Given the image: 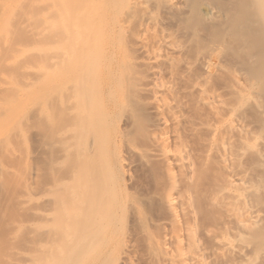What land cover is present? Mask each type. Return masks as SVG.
<instances>
[{
    "label": "bare ground",
    "instance_id": "obj_1",
    "mask_svg": "<svg viewBox=\"0 0 264 264\" xmlns=\"http://www.w3.org/2000/svg\"><path fill=\"white\" fill-rule=\"evenodd\" d=\"M23 5V8L30 11L37 8L50 11V14H45L44 25L54 32L52 41L57 43L54 48L57 54L53 56L50 65L53 68L51 72L64 67L60 70L68 69L69 74L67 70L66 73L69 77L63 79L66 73L62 75V72L61 74L57 72L62 78L57 76L58 79L55 77L53 81L55 75L52 76L48 71L42 74L53 83L57 81L56 85L66 80L67 84L64 82L65 85L58 87L63 88L60 94L58 92L59 96H56L57 91L55 92L59 99L57 104L72 107L71 109L78 108L83 111L81 115L84 113L86 121L97 113H106L111 108L116 109L120 113L117 118L122 119L120 124L123 126L121 130L124 129L122 133L128 135L132 129L134 132L137 122L140 123L142 117L139 118L138 115L141 111L146 112L144 107L147 105L157 115L155 117L158 118L160 128L161 126L168 128L170 123H176L182 118L183 103L179 98L180 90L193 93L197 102L208 108L217 118L215 123L205 124L211 134L205 141L208 153L205 160L213 154L228 171L225 186V191L229 192L226 201V221L234 222L240 228L246 225L248 219L257 221L259 214L254 204L247 198L244 178L232 168V137L243 146L252 131L245 121L238 118H231L228 123V113L233 108L225 101L223 92L208 86V82L213 77L225 76V79H222L224 91L231 90L241 100L250 97L251 85L244 87L237 75H231L228 82L226 60L233 40L247 56L251 72L264 74V0H48L45 4L38 0H30ZM199 66L202 72H197ZM260 87L263 91L264 81ZM73 95L83 101L75 100ZM79 110L75 112L78 113ZM219 112L225 113L226 116H220ZM113 116L106 117L102 126L86 128V134H91V137L106 134L114 126L116 116L115 114ZM145 120L146 118L143 121ZM119 121L115 122L120 123ZM82 130L84 131V128ZM171 136L169 131H163L150 142L160 148L158 152L154 150L157 153L154 157L166 161L164 162L167 165L169 188L164 200L172 216L174 229L165 234L161 241L148 235L141 237V246L138 245L140 238L137 231L133 228L121 232L122 237L119 239L121 242L116 245L117 250L119 247L116 251V260L135 264H148L153 261L156 264H208L207 249L200 235L204 232L203 234L213 237L215 252L219 255L235 254L241 258V264H248L250 260L246 254L248 246L256 252L264 241L254 239L251 245H246L239 242L236 233L231 230V233L228 232L227 227L218 234H215L212 228H205L200 232L197 215L201 209L198 211L195 203V190L190 186L181 190L177 185L180 173L184 175L186 183H193L197 179L195 177L199 175V165L195 161L192 147ZM81 139L89 143L85 146L88 152L97 153L92 152L96 144L93 143L94 138L86 136ZM123 146L116 147L114 151L110 149L112 151L104 150L101 153L108 158V162L110 156L114 157V161L110 157L114 163L110 161L109 164L118 168L123 180H131L132 161L129 156L131 154L139 156L141 166L146 168L151 164L148 163L150 155L143 148ZM151 151L148 152L151 154L153 152ZM241 153L243 154V151L238 150L239 156ZM94 159L96 161V158ZM99 161L102 163V160ZM110 169L104 178L114 181L117 175ZM4 171L5 168L0 164V175ZM109 171L114 172L115 177H111ZM68 179H60L55 185L51 184L56 187H52L54 192L48 189L50 192L45 194L42 201L34 200L36 206L30 205L31 208L34 207L33 217L21 221V229L29 236L19 250L17 264H73L71 259L73 254L80 255L89 250L88 247L93 240H90L91 236L82 235V231L78 230L82 228L78 227L83 226V229H87L94 222L91 208L81 199V195L88 190L90 184L88 182L80 184V179L76 180H80L78 183H72ZM115 183L118 184L114 181ZM62 186L67 187L66 194L56 195L58 189L64 188ZM149 198V196L140 198L143 199L141 203L143 205L152 203ZM55 218L59 219L58 222L51 224L56 221ZM101 225L100 227L104 228V225Z\"/></svg>",
    "mask_w": 264,
    "mask_h": 264
},
{
    "label": "rangeland",
    "instance_id": "obj_2",
    "mask_svg": "<svg viewBox=\"0 0 264 264\" xmlns=\"http://www.w3.org/2000/svg\"><path fill=\"white\" fill-rule=\"evenodd\" d=\"M27 1L30 0H0V164L7 171V173L4 171L0 175V264L18 263L19 250L24 244L23 241H26L29 236L21 229V221L33 217L34 207L31 208V206H36L33 203L34 200L42 201L45 194L50 192L48 189L53 190L52 187L54 186L52 185H55L56 181L67 178L72 183H78L81 180L80 184L85 182L90 184L88 190L81 195V199L89 205L94 218V222L89 226L90 228L83 229V226L80 225L78 227L82 228V230L78 229L80 232L82 231V235L91 236L90 240L93 241L88 247L89 250H86L84 254H73L77 258L71 256L72 263L135 264L130 261L116 260V251L119 250V247L118 250L116 249V245L119 244V239L122 237L121 232L124 233L133 228L137 231L140 238L138 245L141 246L143 236L148 235L161 241L165 234L174 229L172 216L164 200L169 188L166 161L163 158L154 157L157 154L154 150L158 152L160 148L152 144V141L150 142L156 135L160 136L163 131H169L172 138L177 137L178 141L180 139V142L192 147L195 161L199 165V175L196 174L198 177H195L197 179L193 183H186L183 179L184 175L182 176L180 173L177 185L181 190L186 187L189 188V186L195 190V203H197L198 211L201 209L197 215L200 232H203L205 228H212L214 233L218 234L227 227L228 232L233 231L236 233V236L240 239L239 242L246 245H251L254 239L264 241V90L262 91V87H260L264 81V74H253L251 72V65L248 64V59H246L247 56L242 53L243 51L237 46V43L232 40L231 44L233 46L228 50V59L226 60L228 82L231 75H237L244 87L251 85L250 97L241 100L231 90L224 91L222 81L225 76L223 78L213 77L209 80L208 86L222 91L225 101L232 106V111L228 113V123L231 118H238L245 121L252 131L247 136L243 146H240L233 137L231 141L233 149L232 168L243 176L247 198L250 203L254 204L255 210L259 214L256 222L248 219L246 225L242 228L237 227L234 222H227L225 218L226 201L229 196V192L225 191L228 171L223 168L219 159L213 154H210L212 156H209L208 162L205 160L208 154L207 149H205V141L211 137L205 124L216 122L217 118L213 112L200 105L193 93L180 90L179 98L183 103V108L182 118L178 122L170 123L168 128H163V126L160 128L154 110L146 105L144 107L146 112L141 111L138 115L139 118H142L140 123L137 122L139 128L135 127L138 130L136 131L134 128V132L137 134H134L132 129L131 132L134 135L131 132L124 135L126 134L125 132L122 133L124 129L121 130L123 126H120L122 119L120 117L119 121L117 118L120 113L116 109L111 108L113 112L108 110L106 113H97L86 121L87 118H85L84 113L81 115L83 111L78 108H73V110L72 107H64L62 104L63 107L61 108L60 103L57 104L59 99L56 96H59L57 95L58 92L60 94V91H62L61 86L67 84L66 80L63 79L68 78L69 73L68 69H66L68 74L66 70H60H63L64 67L59 68V71L55 67L56 74L54 71V73L51 72L53 68L50 65L53 56L57 54L54 50L57 43L52 41L54 32L48 30L44 25L45 14H50V11L39 8L31 11L27 10L23 8V3ZM38 1L45 4L48 0ZM202 64H205V62H202ZM47 71L51 75H55H52L53 78L49 74L53 81L57 76L62 78L59 73L62 72V75L66 73L65 78L61 79L65 83L61 81V84L56 85L55 82L57 81L53 83L50 78L46 79L43 74ZM57 72H59L58 75ZM197 72H202L200 66L197 67ZM58 87L60 88L58 89ZM64 89H66L65 86ZM73 97L75 100L83 101L79 98L76 99L74 95ZM75 110H79L78 113ZM113 113L116 116L114 120H118L120 123L114 121V126L111 127L112 129L110 128L111 132L109 129L106 134L97 135L96 137L86 134V128L102 126L106 117H114ZM219 115L226 116L223 112H219ZM145 118L146 122L143 121ZM79 119L81 122L78 121ZM154 126L156 127L154 128ZM112 130L115 131L112 132ZM84 134L85 137H83ZM88 135L91 139L94 138L93 143H96L95 147H98H96V150L94 147L92 152L99 154H93L86 150L85 146L89 143H86L84 138L86 136L89 138ZM122 144L143 148L148 155H153L148 157V163L151 164L146 168L141 166L139 156L132 154L129 156L132 161L131 180L122 179L118 168L112 165L115 160L114 157L110 156L114 160L112 161L109 157L108 162V158L101 153L110 149L114 151L116 147H122ZM153 145L156 149L152 147ZM240 149L243 154L241 153L239 156L238 150ZM147 150H152L153 152H151L154 154H150ZM100 155L101 157H99ZM94 158H96V161H94ZM99 160H102V163L106 164L107 167L104 164L102 166ZM110 161L112 164H109ZM101 168L102 170H100ZM108 169L114 170L116 177L114 172L109 171V173L111 172V177L117 178L114 181L118 184H114L111 179L105 180L104 176L107 174ZM56 176L57 178H55ZM78 176L79 178H77ZM78 179L80 180L76 181ZM62 187L64 188H60V190L57 188V192L55 190L56 195L60 196L59 194H61L64 196L66 194L67 187ZM42 189L47 191L41 192ZM39 194L40 196H38ZM146 196L151 198L149 199L152 203L149 202V204L143 205L141 202L144 198L141 200L140 198ZM80 204H82L81 201ZM27 207L30 208L31 212ZM113 216L115 217L113 218ZM55 219L56 221L51 224L58 222L59 219ZM99 224L104 225V228L100 227ZM203 233H200V235L207 249L208 264L242 263L241 258L235 254L221 256L215 252L216 245L213 237ZM246 254L250 258L248 264H264V243L256 252L248 246ZM152 263L156 264L154 261L148 264Z\"/></svg>",
    "mask_w": 264,
    "mask_h": 264
}]
</instances>
